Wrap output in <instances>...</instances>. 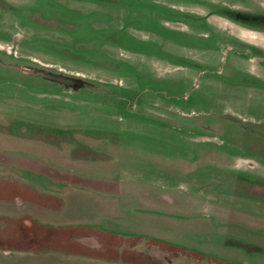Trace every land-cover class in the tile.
Instances as JSON below:
<instances>
[{
	"label": "rangeland",
	"instance_id": "obj_1",
	"mask_svg": "<svg viewBox=\"0 0 264 264\" xmlns=\"http://www.w3.org/2000/svg\"><path fill=\"white\" fill-rule=\"evenodd\" d=\"M33 2L0 0V133L24 131L30 135L45 129L42 125L47 119H55L68 120L72 124L69 131L78 128L113 138L126 148L118 154L115 165L96 169L99 174L118 175L138 183L131 187L139 195L160 193L182 200L174 208L166 205V211L180 215L179 219L150 215L142 219L139 229L216 254L223 264H264V204L250 206L255 210L259 207L261 212H256L263 216V232L256 230L261 240H255L257 234L253 232L217 227L218 218L205 217L208 203L185 200L191 178H211L231 196L247 193L229 177L228 169L234 163L236 168L264 174V94L256 92L239 70L253 64L235 61L225 52V47H232L229 40L222 43L210 38L179 37L176 44L167 38L158 43L151 32L134 30L153 29L160 15L149 7L128 13L109 7L103 16L84 8L80 13L67 10L68 20L60 22L47 19L56 10L30 8ZM62 14L64 11H60ZM126 16L130 28L125 30L148 41V54L120 49L99 37L101 32L96 30L119 29ZM161 17L175 19L168 11ZM103 19L109 21L93 23L94 30L88 27V22ZM254 28L264 30V24L257 23ZM245 39L262 42L256 37ZM177 44L219 49L220 53H213L207 63L193 71L168 57L172 53L155 52L159 47L165 51L177 48L185 59L197 64L208 55L178 48ZM38 72L67 77L72 86L60 87L35 74ZM3 150L8 154L45 151L29 141L0 137ZM4 160L0 154V161Z\"/></svg>",
	"mask_w": 264,
	"mask_h": 264
},
{
	"label": "flooded vegetation",
	"instance_id": "obj_2",
	"mask_svg": "<svg viewBox=\"0 0 264 264\" xmlns=\"http://www.w3.org/2000/svg\"><path fill=\"white\" fill-rule=\"evenodd\" d=\"M109 7L116 8V11L118 9L121 13L144 11L148 7L152 11L156 9L160 16L153 22L151 31L144 29L143 26H140L143 27L142 29H133L147 34L151 32L150 35L156 36L158 43L164 38L174 42L175 38L179 37H199L207 40L210 38L222 43L229 40L232 47H225V52H229L235 61L253 64L242 66L239 70L248 78L250 86L256 92L264 94V30L254 28L257 23L264 24V7L261 0H34L30 6L33 9L56 10L55 13L49 14L47 19L60 22L68 20L67 10L79 12L84 8L86 12L92 11L103 16L107 14L106 10ZM60 11H64L65 14L60 15ZM167 11L174 15V20L161 17ZM126 19L127 16L123 17L119 29L111 27L96 30L98 33L101 32L99 37L103 39L102 42L129 52L148 54L146 48L148 41H141L128 33L125 28L128 27L129 21ZM116 20L117 18L114 19ZM108 21L93 20L88 22V27L93 29V23ZM223 24L226 26L223 27ZM229 26L233 28L231 31L218 29ZM246 36L256 37L262 42L258 41V44H255L245 39ZM191 47L182 45L178 48L206 52L208 55L199 61L200 64L185 59L186 56L177 48L173 51H165L159 47L160 49L155 52L172 53V56L168 57L181 63L182 66L190 67L193 71L207 63L213 53H220L219 49L200 50ZM51 82L60 87L72 86V83L65 85ZM60 92L71 94L62 89ZM49 94V96H57L56 93ZM67 121L47 119L42 125L45 129L37 130L30 135H26L24 131L0 133V137L29 141L44 147L45 150L44 152L31 150L17 154L0 151L6 159L0 161V201L10 197L24 198L25 202L34 207L26 213L36 223L50 227H76L84 230L78 232L81 235L78 239L83 240L80 244L92 248L94 252L92 255L83 256L88 262L74 264H223L216 254L168 239L160 233L154 234L139 229L142 219L150 215L159 218L173 216L179 219L180 215L166 211V205L169 209L174 208L182 200L160 193L139 195L135 188L131 187L138 183L130 182V179L118 175L110 177L105 173V175L99 174L96 169L116 162L118 154L123 153L121 151L126 146L113 138L106 139L91 134L88 130L72 128L73 132H71L68 129L72 124ZM126 133L131 132L126 131ZM108 148L114 151H108ZM136 150L140 153L143 151V149ZM52 155L56 158H52ZM235 166L234 163L229 167V177L244 186L247 193L231 196L222 187L215 185L211 178H191L185 200L208 203L209 210L204 213L205 217L211 220L218 218L217 227L222 230L232 227L237 232L249 231L256 235L258 230L262 233L263 216L259 214L261 211L258 210L259 207L255 210L250 206L264 204V174ZM19 167H23L24 170L17 169ZM30 167L41 169V172L32 171ZM124 170L128 172L129 169L124 167ZM55 173L63 174L64 178H52ZM100 175L101 177H98ZM82 178L108 181L115 187L113 186L114 190L109 192L93 187ZM129 191L132 193H127ZM121 194L132 197L125 199L126 196ZM109 204L113 205V209ZM205 207L207 209V205ZM68 234L72 235V232ZM260 237L257 234L255 240H261ZM49 264L63 263L52 261Z\"/></svg>",
	"mask_w": 264,
	"mask_h": 264
},
{
	"label": "crops",
	"instance_id": "obj_3",
	"mask_svg": "<svg viewBox=\"0 0 264 264\" xmlns=\"http://www.w3.org/2000/svg\"><path fill=\"white\" fill-rule=\"evenodd\" d=\"M17 169L24 170L23 167ZM29 169L41 170L36 167ZM52 178L63 179L64 176L55 173ZM82 180L109 192L114 190L113 186L115 187L104 180L98 181L94 178H82ZM30 209H34L33 205L25 202L24 198L10 197L0 201V264L88 262L83 256L92 255L94 251L80 244L83 240L78 239L81 236L78 232L84 230L76 227H50L36 223L27 214ZM69 232H72V235L68 234Z\"/></svg>",
	"mask_w": 264,
	"mask_h": 264
},
{
	"label": "water",
	"instance_id": "obj_4",
	"mask_svg": "<svg viewBox=\"0 0 264 264\" xmlns=\"http://www.w3.org/2000/svg\"><path fill=\"white\" fill-rule=\"evenodd\" d=\"M19 70H21V71H24V72H26V73H32L30 70H28V69H25V68H19ZM35 74H39V75H42L43 77H45V78H48V79H50V80H52V81H55V82H59V83H63V84H71V83H73V82H71L70 80L71 79H68L67 77H62V76H59V75H56V76H54V75H44V74H42V73H40V72H38V73H35Z\"/></svg>",
	"mask_w": 264,
	"mask_h": 264
}]
</instances>
